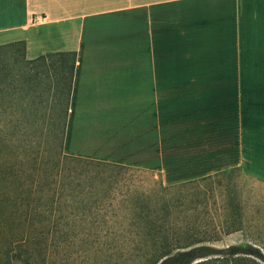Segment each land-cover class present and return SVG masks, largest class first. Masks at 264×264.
Wrapping results in <instances>:
<instances>
[{
	"label": "crops",
	"instance_id": "1",
	"mask_svg": "<svg viewBox=\"0 0 264 264\" xmlns=\"http://www.w3.org/2000/svg\"><path fill=\"white\" fill-rule=\"evenodd\" d=\"M17 39L28 58L76 51L64 153L144 168L165 151L160 134L151 139L143 126L127 134L114 145L126 157L103 141L118 99L142 113L138 125L145 99L166 97L167 80L178 83L175 97L197 101L214 96L208 83L229 82L220 129L206 124L215 165L190 178L240 166L264 183V0H0V43ZM170 59L176 70L167 73Z\"/></svg>",
	"mask_w": 264,
	"mask_h": 264
},
{
	"label": "trees",
	"instance_id": "2",
	"mask_svg": "<svg viewBox=\"0 0 264 264\" xmlns=\"http://www.w3.org/2000/svg\"><path fill=\"white\" fill-rule=\"evenodd\" d=\"M75 61V50L28 58L24 39L0 43V176L11 175L14 188L12 208L0 197V264H57L47 239L75 231L100 251L101 264H264L263 241L216 244L222 232L241 229L243 192L258 180L242 167L173 183L159 175L129 190L132 182L122 171L154 170L63 152ZM70 160L96 167L76 204L77 215L91 217L80 226L70 223L77 215L62 200ZM51 173L57 189L40 196ZM111 190L116 206L112 199L102 202ZM108 214L118 220L96 219Z\"/></svg>",
	"mask_w": 264,
	"mask_h": 264
},
{
	"label": "rangeland",
	"instance_id": "3",
	"mask_svg": "<svg viewBox=\"0 0 264 264\" xmlns=\"http://www.w3.org/2000/svg\"><path fill=\"white\" fill-rule=\"evenodd\" d=\"M177 61L178 63L181 62L179 60ZM171 63H173V59L167 61V73L176 70L174 67L169 66ZM204 84L205 83H203V85ZM233 84L234 83L229 82L208 83V85L213 88L212 93L214 96L212 98L203 97L197 101L196 98H190L188 96L175 97L173 90L178 83L167 80L166 97L145 99L147 105L144 106V118L141 124L139 123L138 125V117L140 118L142 113L134 114L131 112L130 108L127 106V101L129 99H118L117 113L110 115L111 119L108 121L109 126L103 140L107 146L108 144L112 146L111 149L108 147L109 151L115 152V154H121V157H126L127 152L115 148L114 145H117L120 142L124 143L126 135L133 133L134 131H139L141 126L145 128L147 127L146 129L151 139L157 138L160 134L162 142L165 143L163 147L165 151L161 155L154 156L157 159V162H151V157L150 161L145 162L144 168L153 169L154 173L150 174L145 171L135 170L122 171V173L125 172V174L128 175V178L132 182V184H129L128 186L129 190L135 185L139 188L147 187L150 183L151 177L157 178L160 175L164 183H173L189 179L192 174L205 173L213 168L215 164H213V161L206 156V138L209 136L211 140V134L213 131L211 130V126H209V128L206 124L214 119L217 121V125L219 123V126L216 127H219L220 129L222 116L226 115V113L221 112L227 109V98L231 97ZM245 84L253 85L254 83ZM197 102H200L199 106L197 105ZM215 108H219V113L213 115L212 111ZM180 144L183 149L186 147L181 155V163L179 162L180 155L178 153ZM189 144L193 145L192 152L194 154L192 157L190 156ZM197 147L201 150L200 154L195 153ZM69 163L71 169L67 172V184L64 188L65 191H69L64 193L62 200L66 211L75 217L82 212L76 204L77 202H80L81 194L88 189V177L93 173V170L96 169V167L75 160H70ZM38 173H40V171ZM31 174L29 182L31 180L32 187H34V179H38L37 176H34L36 170L34 172L32 171ZM10 176L8 173L4 178L3 175L0 176V197L7 198L9 201L7 204L10 203L9 206L12 208L13 201L11 199L14 196V188L10 183ZM48 179L51 182L49 185L45 186L46 192L37 193L41 194L40 196H44L42 194L51 195L53 194V190L57 189V184L52 173ZM133 182H135V184ZM248 183H252V188L249 191L243 192L246 208L240 219L241 229L232 233L222 232L220 234L221 238L216 242L217 245H226L252 239L264 242V183L255 179H253L252 182L248 181ZM114 190L107 193L108 197L102 202L107 203L109 202V199H112L114 202L111 203L116 206L118 202L113 196ZM34 192L36 191L34 190ZM16 205L18 206V204ZM114 205L111 204V209L107 210L112 212ZM99 212L102 213L104 210L100 209ZM109 215L110 214L105 217L97 216L96 219L99 221L118 220L115 216L111 217ZM74 219L75 220H71L72 222L70 223L76 226H80L82 222L91 221V217L83 218L79 215ZM120 219L121 218H119V220ZM1 222H4L2 218H0V224ZM84 237V233L75 231L74 233L69 232V234L62 239L55 240V238H51L49 240L48 238L47 245H50L56 250V253L54 252L55 255L52 256L53 258L55 257L56 263L101 264L103 256H101L100 251Z\"/></svg>",
	"mask_w": 264,
	"mask_h": 264
}]
</instances>
